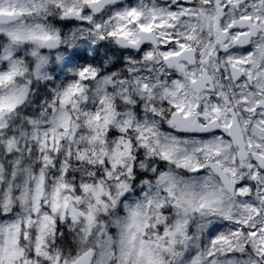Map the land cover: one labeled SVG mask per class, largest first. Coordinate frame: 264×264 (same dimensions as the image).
Wrapping results in <instances>:
<instances>
[{
	"label": "clouds",
	"instance_id": "obj_1",
	"mask_svg": "<svg viewBox=\"0 0 264 264\" xmlns=\"http://www.w3.org/2000/svg\"><path fill=\"white\" fill-rule=\"evenodd\" d=\"M0 264H264V0H0Z\"/></svg>",
	"mask_w": 264,
	"mask_h": 264
}]
</instances>
